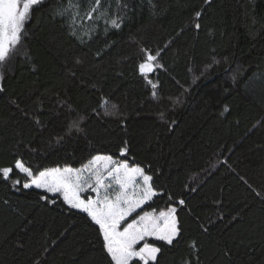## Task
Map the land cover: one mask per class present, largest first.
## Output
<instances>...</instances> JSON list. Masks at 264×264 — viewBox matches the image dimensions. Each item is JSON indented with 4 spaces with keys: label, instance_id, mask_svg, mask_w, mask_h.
Segmentation results:
<instances>
[{
    "label": "trees",
    "instance_id": "obj_1",
    "mask_svg": "<svg viewBox=\"0 0 264 264\" xmlns=\"http://www.w3.org/2000/svg\"><path fill=\"white\" fill-rule=\"evenodd\" d=\"M68 3L34 6L0 63V169L124 160L127 148L130 165L186 201L182 239L159 264H197L193 241L199 264H264V0H101L106 15L92 20V0L58 15ZM142 49L163 67L141 75ZM74 120L83 131L69 134ZM39 194L0 180V264H107L97 226Z\"/></svg>",
    "mask_w": 264,
    "mask_h": 264
},
{
    "label": "snow or ice",
    "instance_id": "obj_2",
    "mask_svg": "<svg viewBox=\"0 0 264 264\" xmlns=\"http://www.w3.org/2000/svg\"><path fill=\"white\" fill-rule=\"evenodd\" d=\"M41 2L0 0V63L10 66V52L20 45L30 13ZM210 2L205 0V3ZM73 7L78 8L79 5L69 0L68 7L60 9L57 14L66 15L68 9ZM127 7V4L122 6L125 9ZM94 13L106 15L101 0H92L85 18L94 19ZM200 16L201 12L195 13L197 20ZM111 26L118 29V19H111ZM195 27L199 29L200 24L196 23ZM142 52L145 56L138 65L141 75L147 76L156 67H163L157 62L159 52L153 53L147 49H142ZM148 83L153 89V98H158L155 91L157 84L150 79ZM3 91L0 87V92ZM81 123V120L72 121L69 134L72 131H83ZM120 155L125 159L117 160L111 155L97 154L80 167H45L35 171L17 159L13 166L0 169V180H12L14 185L23 189L40 190L41 200L56 204L57 199H61L68 210L85 214V218L97 226L98 234L102 237L101 250L107 264H159L163 245L175 247L182 239L183 229L178 219V208L186 207V201H174V194L158 189L153 176L147 174L143 167L130 165L127 148H122ZM17 174H22L24 179L13 178ZM191 190L195 191V188ZM165 196L168 203L164 208L153 206L155 198L164 200ZM261 199H264V195H261ZM129 217L132 219L129 220ZM201 227L205 232L208 231L204 225ZM151 240L160 241L162 245L156 246L149 242ZM189 247L199 264V246L193 241ZM225 255H228L227 251ZM182 264H191V261L185 259Z\"/></svg>",
    "mask_w": 264,
    "mask_h": 264
},
{
    "label": "rangeland",
    "instance_id": "obj_3",
    "mask_svg": "<svg viewBox=\"0 0 264 264\" xmlns=\"http://www.w3.org/2000/svg\"><path fill=\"white\" fill-rule=\"evenodd\" d=\"M107 111H108L107 113H109V112L112 113L113 112V107H110L109 109H107ZM83 195H87V194H83Z\"/></svg>",
    "mask_w": 264,
    "mask_h": 264
},
{
    "label": "crops",
    "instance_id": "obj_4",
    "mask_svg": "<svg viewBox=\"0 0 264 264\" xmlns=\"http://www.w3.org/2000/svg\"><path fill=\"white\" fill-rule=\"evenodd\" d=\"M139 247V246H138Z\"/></svg>",
    "mask_w": 264,
    "mask_h": 264
}]
</instances>
